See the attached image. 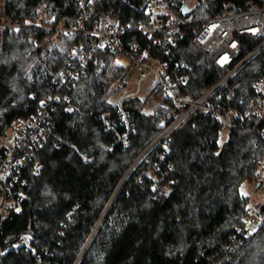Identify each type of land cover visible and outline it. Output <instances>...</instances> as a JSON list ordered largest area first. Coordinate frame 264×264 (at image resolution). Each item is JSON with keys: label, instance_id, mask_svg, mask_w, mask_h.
I'll use <instances>...</instances> for the list:
<instances>
[{"label": "trees", "instance_id": "1", "mask_svg": "<svg viewBox=\"0 0 264 264\" xmlns=\"http://www.w3.org/2000/svg\"><path fill=\"white\" fill-rule=\"evenodd\" d=\"M150 1L5 0L6 12L24 26L0 29V134L48 95L60 99L49 103L51 135L24 168L29 179L18 186L21 210L1 220L0 264H30L37 258L46 264H264V223L250 236L239 233L249 198L241 185L253 180L264 157V115L228 131L221 145L218 120L196 114L172 133L168 148L155 144L127 175L162 132L164 109L146 111L138 95L125 99L133 119L125 146L102 115L111 110L112 122L124 129L109 96L120 89L127 68L109 58L96 72L91 63L71 84L61 74L69 67L71 47L87 43L85 34L62 31L58 43L39 46L46 34L36 24L40 10L53 25L63 17L71 24L84 12L133 24L149 20ZM184 1L170 0L177 9ZM227 1L243 5L247 0H195L189 15L197 22L208 19ZM197 26L185 25L179 46L159 52L171 64L186 65L183 90L191 98L223 74L195 44ZM262 39L246 36L240 58ZM263 72L264 49L220 90L248 101L257 96L253 82ZM83 153L93 159L85 160ZM37 162L40 173L32 171ZM163 185L167 188L161 190ZM23 237L27 243L16 245Z\"/></svg>", "mask_w": 264, "mask_h": 264}, {"label": "built area", "instance_id": "2", "mask_svg": "<svg viewBox=\"0 0 264 264\" xmlns=\"http://www.w3.org/2000/svg\"><path fill=\"white\" fill-rule=\"evenodd\" d=\"M194 1L185 0L179 9L170 0L150 1L146 5L149 20H139L133 24H122L109 14L91 17L84 12L71 24H67L63 17L53 25L45 21L46 12L40 10L36 24L46 34L39 40V46L49 41L58 43L62 31H81L85 34L87 43L75 44L70 49L69 67L61 74L63 82L74 84L87 74L91 63L99 72L109 58L127 68L126 77L135 78L137 88L112 102L124 129L112 122L111 110H106L102 115L108 128L115 132L117 141L125 146L130 142L133 119L125 109L124 101L137 96L149 76L155 82L143 98L144 108L152 112L164 109V128L149 149L160 142L164 148H168L172 133L200 113L214 116L221 132H228L255 116L264 115V72L253 82L257 96L248 101L242 95L236 98L220 90L248 60L264 49V0H247L243 5L227 1L214 15L199 22L189 15ZM4 3L5 0H0V29L19 30L24 23L7 13ZM184 10H188V15H184ZM191 23L199 25L194 30L195 44L205 50L210 60L223 71L221 78L197 98H191L183 90L189 78L186 65H180L179 61L171 64L170 60L159 55L160 51L169 52L177 48L184 38L183 27ZM246 36H262L263 39L250 53L240 58ZM33 98H36L35 94ZM59 99L58 94L48 95L35 110L26 115H16L9 128L0 134V224L2 218L12 210H21L23 192L18 190V186L28 181L23 173L24 168L51 135L49 103ZM65 99L69 102L68 97ZM27 107H30L29 103ZM72 107L73 104L69 102V108ZM83 157L85 160L93 159L84 153ZM32 171L40 173V162L33 166ZM252 182L253 195L248 198L244 224L239 228L243 236L252 235L264 223V157ZM166 188L167 185H163L161 190ZM24 243H27L26 237L20 238L16 245ZM30 264L46 263L37 258Z\"/></svg>", "mask_w": 264, "mask_h": 264}, {"label": "rangeland", "instance_id": "3", "mask_svg": "<svg viewBox=\"0 0 264 264\" xmlns=\"http://www.w3.org/2000/svg\"><path fill=\"white\" fill-rule=\"evenodd\" d=\"M1 44H2V36L0 34V47H1ZM154 82H155V79L152 76H149L146 79L145 83L141 86V88L137 92V95L144 98L148 94V92H149V90H150V88ZM136 88H137V82H136L135 78L126 77L125 81L120 84V89L117 90V92L110 94L109 100L111 102H116L117 100H119L120 96H122L124 93L133 91ZM263 101H264V96H263ZM227 138H228V133L222 132V135L220 138V144L223 145V143L227 140ZM241 192L244 195H248V196L253 195V182H252V180L246 179L242 183Z\"/></svg>", "mask_w": 264, "mask_h": 264}, {"label": "water", "instance_id": "4", "mask_svg": "<svg viewBox=\"0 0 264 264\" xmlns=\"http://www.w3.org/2000/svg\"><path fill=\"white\" fill-rule=\"evenodd\" d=\"M184 15H188V10H184ZM148 149H149V148H147V149H146V150H145V151L139 156V158L134 162V164L131 166L130 170L128 171L127 175H128L129 172L134 168V166L137 164V162H138V161L144 156V154L147 152ZM117 191H118V189H117ZM117 191H116V193H117ZM115 195H116V194H114V196H113L111 202L113 201ZM108 207H109V206H108ZM99 224H100V222H99ZM89 241H90V240H89ZM88 243H89V242L86 243V245H85V247H84V249H83V251H82L80 257L83 255V253H84V251H85V249H86ZM80 257H79V259H80ZM78 261H79V260H78Z\"/></svg>", "mask_w": 264, "mask_h": 264}, {"label": "bare ground", "instance_id": "5", "mask_svg": "<svg viewBox=\"0 0 264 264\" xmlns=\"http://www.w3.org/2000/svg\"><path fill=\"white\" fill-rule=\"evenodd\" d=\"M29 164V163H28ZM31 168V167H30ZM29 179V178H28Z\"/></svg>", "mask_w": 264, "mask_h": 264}, {"label": "snow or ice", "instance_id": "6", "mask_svg": "<svg viewBox=\"0 0 264 264\" xmlns=\"http://www.w3.org/2000/svg\"><path fill=\"white\" fill-rule=\"evenodd\" d=\"M225 59H227V58H225Z\"/></svg>", "mask_w": 264, "mask_h": 264}]
</instances>
